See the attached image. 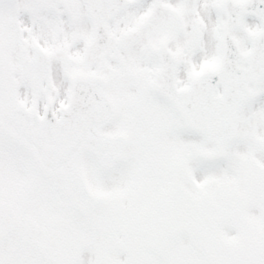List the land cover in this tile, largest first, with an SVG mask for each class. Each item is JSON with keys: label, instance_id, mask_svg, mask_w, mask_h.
<instances>
[{"label": "snow or ice", "instance_id": "1", "mask_svg": "<svg viewBox=\"0 0 264 264\" xmlns=\"http://www.w3.org/2000/svg\"><path fill=\"white\" fill-rule=\"evenodd\" d=\"M0 264H264V0H0Z\"/></svg>", "mask_w": 264, "mask_h": 264}]
</instances>
